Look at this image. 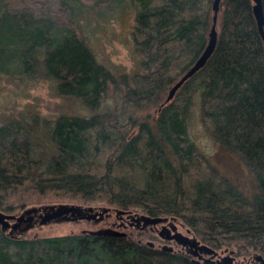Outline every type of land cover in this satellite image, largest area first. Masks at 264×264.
I'll use <instances>...</instances> for the list:
<instances>
[{"label":"trees","instance_id":"1","mask_svg":"<svg viewBox=\"0 0 264 264\" xmlns=\"http://www.w3.org/2000/svg\"><path fill=\"white\" fill-rule=\"evenodd\" d=\"M122 1L0 0V72L52 78L91 111L0 123V208L79 201L172 214L216 248L264 254V40L254 0H223L214 52L155 113L149 107L206 47L214 0H129L142 69L116 74L76 14ZM110 83L114 105L103 109ZM193 108L252 172L253 196L191 138ZM0 264L201 263L130 235L13 236L0 224Z\"/></svg>","mask_w":264,"mask_h":264},{"label":"rangeland","instance_id":"2","mask_svg":"<svg viewBox=\"0 0 264 264\" xmlns=\"http://www.w3.org/2000/svg\"><path fill=\"white\" fill-rule=\"evenodd\" d=\"M122 2L113 11L106 14H101L87 5H81L76 14L77 28L80 34L86 38L98 59L116 74L133 73L142 69L139 62L141 54L134 50L133 25L135 24V10L129 0H123ZM112 94L113 85L110 83L108 94L103 102V109L113 107L114 98ZM156 108L157 106L153 105L149 107V111L155 113ZM193 112L189 124L191 138L200 145L201 149L210 156L223 172L239 184L246 194L253 196L257 192V182L252 172L237 153L221 146L206 131L198 109L195 108L194 111L193 108ZM62 113L89 115L91 111L79 97L58 92L56 81L52 78H32L0 72V123L18 116L31 119L37 114L40 117L56 118ZM61 202L116 207L115 205L97 202ZM105 222L104 220L95 222L83 218L59 219L46 223H36L34 226L17 234L18 236L27 237L80 232L88 228H98ZM177 223L178 227L183 231H186L187 227H189L181 217L177 218ZM129 230L132 232L131 237L137 238L139 236L137 228L133 227ZM191 232L196 234L193 229ZM142 238L144 241L152 239L148 235L142 236ZM159 239L157 242L163 241L161 238ZM176 248H181L182 251L188 252L184 245ZM224 248H218V250L224 254L226 253L222 251ZM255 252L237 254L235 251L233 254L240 264H247V261L253 258ZM202 264H205L203 259ZM249 264L263 263L256 260Z\"/></svg>","mask_w":264,"mask_h":264},{"label":"water","instance_id":"3","mask_svg":"<svg viewBox=\"0 0 264 264\" xmlns=\"http://www.w3.org/2000/svg\"><path fill=\"white\" fill-rule=\"evenodd\" d=\"M223 0L213 1V18L212 24L209 30L208 43L200 56L196 61L186 69L169 87L168 93L165 99L158 105L156 110H159L166 103L171 101L177 90L201 67L205 65L209 57L214 52L218 37H219V13L222 8ZM254 13L258 23V27L263 36L264 40V6L263 0H254ZM111 206H98L92 204H81L76 202H55V203H44L40 205H31L24 208L20 212H10L0 208V224L4 230H7L11 235L18 236V232L27 230L28 228L34 226L36 223H46L52 220L59 219H79V218H92L98 213L101 215L102 211H106ZM117 212H125L126 210L121 207H114ZM140 219L144 223H157L167 219L165 215H151V214H140ZM191 231L192 229L189 228ZM83 232H89L97 235H127V232L119 227L114 226H101L98 228H88L84 229ZM168 238L174 237L177 241L192 249L195 256L192 258L195 262L201 263L200 259L202 256L204 258L205 264H240L236 260L233 254L236 250L231 247H225L222 251L226 253L221 254L218 248L206 243L198 235L192 234L188 235L182 231H178L172 235H168ZM147 243L154 246V241L148 240ZM163 249L174 251V247L169 244H164ZM206 254V255H204ZM216 255H220L215 258ZM200 256V257H196ZM253 259L260 261L264 264V254L261 252H255L253 254Z\"/></svg>","mask_w":264,"mask_h":264},{"label":"flooded vegetation","instance_id":"4","mask_svg":"<svg viewBox=\"0 0 264 264\" xmlns=\"http://www.w3.org/2000/svg\"><path fill=\"white\" fill-rule=\"evenodd\" d=\"M126 211L125 212H117V210L114 209V207L111 206L106 211H102V214L100 215L99 213L92 218H83V219H88L90 221H106L104 224L100 225L101 226H114V227H119L127 232V235H132V232H130V228H137L138 229V234L139 236L137 237L138 240H143L142 236L148 235L154 241V246L155 247H163L164 244H169L174 247V251H179V252H184L182 251L181 248H176L182 246L176 238L170 237L168 238V235H172L178 231H182L185 234L192 235V232L189 230L191 228L190 226L187 227L186 231L181 230L178 227L177 223V218H179L176 215L172 214H157V215H165L167 216V219L163 221H159L157 223H144L142 219H140V214H150L148 212L142 211V210H135L131 208H124ZM151 215H156V214H151ZM113 218V219H110ZM161 238L163 241L157 242V240ZM147 240V241H148ZM160 240V239H159ZM188 252H185L189 254L192 258L195 256V254L192 252V249L188 248ZM223 254V253H221ZM206 255V254H204ZM220 255H216L215 258L219 257ZM200 257V256H197ZM201 260L203 256L200 258ZM253 258H251L249 261H247V264L250 262H254Z\"/></svg>","mask_w":264,"mask_h":264}]
</instances>
